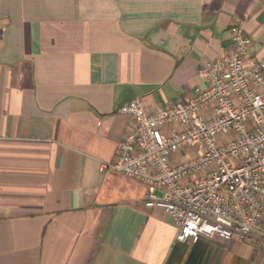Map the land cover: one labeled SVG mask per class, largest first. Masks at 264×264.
<instances>
[{"label":"crops","instance_id":"0c3cea01","mask_svg":"<svg viewBox=\"0 0 264 264\" xmlns=\"http://www.w3.org/2000/svg\"><path fill=\"white\" fill-rule=\"evenodd\" d=\"M233 27L264 60V0H0V264H264L176 241L143 183L99 171L132 129L118 109L188 101Z\"/></svg>","mask_w":264,"mask_h":264},{"label":"built area","instance_id":"2783aa9c","mask_svg":"<svg viewBox=\"0 0 264 264\" xmlns=\"http://www.w3.org/2000/svg\"><path fill=\"white\" fill-rule=\"evenodd\" d=\"M230 41L229 53L199 70L204 86L188 101L152 111L122 105L132 129L99 171L143 183L145 206L173 219L178 242L264 247V60L247 61L240 28Z\"/></svg>","mask_w":264,"mask_h":264}]
</instances>
